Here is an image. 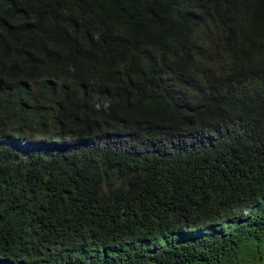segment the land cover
<instances>
[{
  "label": "trees",
  "instance_id": "1",
  "mask_svg": "<svg viewBox=\"0 0 264 264\" xmlns=\"http://www.w3.org/2000/svg\"><path fill=\"white\" fill-rule=\"evenodd\" d=\"M0 264H264V0H0Z\"/></svg>",
  "mask_w": 264,
  "mask_h": 264
},
{
  "label": "clouds",
  "instance_id": "2",
  "mask_svg": "<svg viewBox=\"0 0 264 264\" xmlns=\"http://www.w3.org/2000/svg\"><path fill=\"white\" fill-rule=\"evenodd\" d=\"M48 158L50 159L51 157H50V156H48Z\"/></svg>",
  "mask_w": 264,
  "mask_h": 264
}]
</instances>
